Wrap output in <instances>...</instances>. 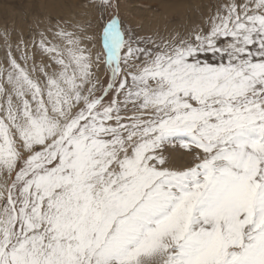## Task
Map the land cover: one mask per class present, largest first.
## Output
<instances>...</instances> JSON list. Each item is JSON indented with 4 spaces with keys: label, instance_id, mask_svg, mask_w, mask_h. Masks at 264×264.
Here are the masks:
<instances>
[{
    "label": "snow or ice",
    "instance_id": "snow-or-ice-1",
    "mask_svg": "<svg viewBox=\"0 0 264 264\" xmlns=\"http://www.w3.org/2000/svg\"><path fill=\"white\" fill-rule=\"evenodd\" d=\"M120 2L0 30V264H264V0Z\"/></svg>",
    "mask_w": 264,
    "mask_h": 264
},
{
    "label": "rangeland",
    "instance_id": "rangeland-1",
    "mask_svg": "<svg viewBox=\"0 0 264 264\" xmlns=\"http://www.w3.org/2000/svg\"><path fill=\"white\" fill-rule=\"evenodd\" d=\"M210 0H121L122 18L141 34L173 30L183 31L196 23ZM87 0H0V30L5 27L14 36L27 37L38 21L48 17L73 19L81 23L92 20L82 7ZM46 5V7H36Z\"/></svg>",
    "mask_w": 264,
    "mask_h": 264
}]
</instances>
